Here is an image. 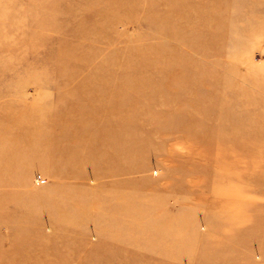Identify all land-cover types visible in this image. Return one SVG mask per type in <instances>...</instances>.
<instances>
[{
	"label": "rangeland",
	"instance_id": "374dc122",
	"mask_svg": "<svg viewBox=\"0 0 264 264\" xmlns=\"http://www.w3.org/2000/svg\"><path fill=\"white\" fill-rule=\"evenodd\" d=\"M0 264H264V0H0Z\"/></svg>",
	"mask_w": 264,
	"mask_h": 264
},
{
	"label": "bare ground",
	"instance_id": "6f19581e",
	"mask_svg": "<svg viewBox=\"0 0 264 264\" xmlns=\"http://www.w3.org/2000/svg\"><path fill=\"white\" fill-rule=\"evenodd\" d=\"M121 63H122V62H118V63H117V66H118V67L121 66ZM144 72H145V71H144Z\"/></svg>",
	"mask_w": 264,
	"mask_h": 264
}]
</instances>
